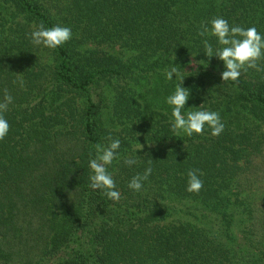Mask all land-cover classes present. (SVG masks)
I'll list each match as a JSON object with an SVG mask.
<instances>
[{"label":"trees","instance_id":"16d2710c","mask_svg":"<svg viewBox=\"0 0 264 264\" xmlns=\"http://www.w3.org/2000/svg\"><path fill=\"white\" fill-rule=\"evenodd\" d=\"M215 17L264 36V0H0V102L13 97L0 264H264V71L222 80L203 41L222 46L198 35ZM41 23L72 38L34 45ZM181 80L182 112H218L219 136L173 133L166 98ZM109 136L121 142L108 166L118 202L89 187L94 145ZM189 170L199 193L186 190Z\"/></svg>","mask_w":264,"mask_h":264},{"label":"clouds","instance_id":"9594fccd","mask_svg":"<svg viewBox=\"0 0 264 264\" xmlns=\"http://www.w3.org/2000/svg\"><path fill=\"white\" fill-rule=\"evenodd\" d=\"M209 23L210 27L203 23L200 25L201 30L198 35L216 37L218 44L222 46L214 50L207 39L203 41L206 56L209 58L216 56L223 61L226 70L222 72L221 78L224 82L233 81L238 83L242 72H247L248 69L264 71L259 63L264 61V36L257 31L256 27H230L228 21L221 17H215ZM71 38V28L59 25L45 28L41 23L31 32V41L34 45H43L49 49H56ZM176 71V68L173 67L167 72L169 81L173 80ZM19 84L23 87V80H20ZM182 84L183 80L176 85L174 93L166 98V103L172 108L171 129L173 133L176 135L183 133L188 137H192L193 134L203 135L205 125H207L211 129L212 136H219L224 131L225 125L218 112L199 110L190 111L186 115L182 112L190 96L189 90L182 87ZM12 100L13 97L5 89L3 101L0 102V141L4 140L9 132L10 125L4 118L3 113L8 110V105L12 103ZM107 139L109 141L107 145H94L96 155L95 158L89 161V167L93 173L90 176L89 187L93 190L103 191L109 200L118 202L120 192L116 190V183L108 172V166L118 158V149L121 142L111 136ZM142 147L140 144L138 149ZM124 163L132 166L137 163V160L133 157H127L124 159ZM150 165L151 161H149V167L145 169L143 175L137 174L131 179L128 184L130 189L136 192L142 190L143 182L147 181L152 173ZM198 171L189 170L187 172L188 186L186 190L190 193H199L203 188V180L197 174Z\"/></svg>","mask_w":264,"mask_h":264}]
</instances>
